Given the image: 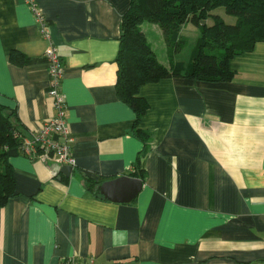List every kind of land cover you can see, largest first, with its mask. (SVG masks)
Masks as SVG:
<instances>
[{"label":"crops","instance_id":"obj_1","mask_svg":"<svg viewBox=\"0 0 264 264\" xmlns=\"http://www.w3.org/2000/svg\"><path fill=\"white\" fill-rule=\"evenodd\" d=\"M35 1L50 41L24 0H0V105L15 112L23 135L54 117L43 57L54 44L64 65L75 166L66 175L54 158L8 150L15 195L0 207V264L69 257L94 264H264V34L229 59L228 81L172 76L142 84L138 95L147 109L137 128L149 140L139 154L145 141L115 87L130 0ZM189 24L200 32L183 23L177 39L185 45L172 56L158 24L144 20L140 28L162 64L187 66L198 38L183 60ZM12 51L25 61L12 62ZM134 164L144 179L131 202L107 200L84 184V176L102 182Z\"/></svg>","mask_w":264,"mask_h":264},{"label":"trees","instance_id":"obj_2","mask_svg":"<svg viewBox=\"0 0 264 264\" xmlns=\"http://www.w3.org/2000/svg\"><path fill=\"white\" fill-rule=\"evenodd\" d=\"M217 7H223L226 13L234 15L235 22H225L219 15L211 13ZM208 18H212L210 23L207 22ZM144 20L159 25L171 56L185 45L183 39H177L181 25L191 22L199 27L200 35L187 66L172 61L166 66L156 58L140 28ZM263 34L264 0H130L121 17L119 47L115 58V87L118 97L134 112L135 135L145 141L139 154L148 151L149 140V133L137 128L147 109L145 99L138 95L142 84L172 76L228 81L234 75L228 66L229 59L251 50L263 38ZM16 53H10L12 62H24V56ZM22 135L15 112L0 105V207L15 195V180L8 150L19 145ZM127 175L144 179L138 164H134ZM100 182L84 176L86 188L96 195L103 181Z\"/></svg>","mask_w":264,"mask_h":264},{"label":"built area","instance_id":"obj_3","mask_svg":"<svg viewBox=\"0 0 264 264\" xmlns=\"http://www.w3.org/2000/svg\"><path fill=\"white\" fill-rule=\"evenodd\" d=\"M30 7L38 24L40 34L51 40L50 25L35 0H24ZM47 66L48 88L46 94L51 98L55 115L43 122L38 129L28 135H22L17 146L21 154L31 159L54 158L58 165L75 166L72 153L74 141L66 122V101L61 91L64 65L54 44H50L43 52ZM56 264H94L74 257L60 259Z\"/></svg>","mask_w":264,"mask_h":264},{"label":"water","instance_id":"obj_4","mask_svg":"<svg viewBox=\"0 0 264 264\" xmlns=\"http://www.w3.org/2000/svg\"><path fill=\"white\" fill-rule=\"evenodd\" d=\"M201 23L203 24L204 21L202 20ZM60 170L69 175L72 167L63 165ZM142 186L141 179L125 174L103 181L99 185V193L107 200L128 203L138 195Z\"/></svg>","mask_w":264,"mask_h":264},{"label":"rangeland","instance_id":"obj_5","mask_svg":"<svg viewBox=\"0 0 264 264\" xmlns=\"http://www.w3.org/2000/svg\"><path fill=\"white\" fill-rule=\"evenodd\" d=\"M211 13L213 14H217L219 15L225 22H228V23H233L235 22V19L236 17L232 14H228L224 11L223 7H217L215 9H213L211 11ZM212 21V18H208V23H210ZM188 26L191 27L192 31L190 30H185L184 31V34L185 36H187V39H188V45L185 49H183L182 53H181V57L184 58L183 60H187L188 56H189V51H190V48L194 42V38L195 36H199L200 35V32L196 31V35L195 33L193 34V27H195L193 24H189Z\"/></svg>","mask_w":264,"mask_h":264}]
</instances>
